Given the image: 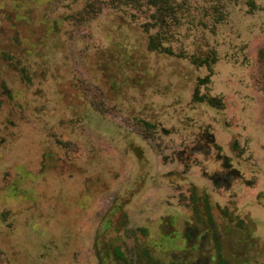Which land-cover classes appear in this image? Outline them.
Listing matches in <instances>:
<instances>
[{
	"label": "rangeland",
	"instance_id": "obj_1",
	"mask_svg": "<svg viewBox=\"0 0 264 264\" xmlns=\"http://www.w3.org/2000/svg\"><path fill=\"white\" fill-rule=\"evenodd\" d=\"M178 1L0 0V264H264V0Z\"/></svg>",
	"mask_w": 264,
	"mask_h": 264
},
{
	"label": "trees",
	"instance_id": "obj_2",
	"mask_svg": "<svg viewBox=\"0 0 264 264\" xmlns=\"http://www.w3.org/2000/svg\"><path fill=\"white\" fill-rule=\"evenodd\" d=\"M125 3L137 4L140 3L141 0H120ZM148 6L154 8L153 17H155L156 21L159 23L156 26L155 32L149 34L148 37V48L150 50H155L162 53H167L169 55H178L184 56L181 52H175L172 48L170 41L172 37V25L174 22V18L177 17V9H180L182 2L178 0H145ZM249 5H254V2H251ZM220 17V16H219ZM218 18V17H217ZM221 21V20H218ZM190 60L192 63L197 65H205L210 68L211 62H215L217 57L214 55L211 58V61L208 60L207 56L200 57L195 56L193 54L190 55ZM209 80V76L205 79L201 80L200 83H205ZM198 101H206L207 103L220 107V102L218 104L214 103V98L208 96H196ZM118 256L122 257L121 253L118 252Z\"/></svg>",
	"mask_w": 264,
	"mask_h": 264
}]
</instances>
